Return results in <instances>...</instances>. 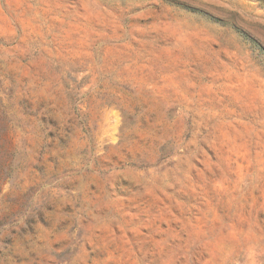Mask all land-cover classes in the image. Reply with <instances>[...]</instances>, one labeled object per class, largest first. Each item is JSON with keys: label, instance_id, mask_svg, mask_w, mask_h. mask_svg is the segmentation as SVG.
<instances>
[{"label": "rangeland", "instance_id": "obj_1", "mask_svg": "<svg viewBox=\"0 0 264 264\" xmlns=\"http://www.w3.org/2000/svg\"><path fill=\"white\" fill-rule=\"evenodd\" d=\"M0 264H264V0H0Z\"/></svg>", "mask_w": 264, "mask_h": 264}]
</instances>
